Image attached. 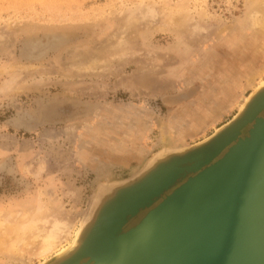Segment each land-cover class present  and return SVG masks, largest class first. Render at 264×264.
Masks as SVG:
<instances>
[{
	"label": "rangeland",
	"instance_id": "rangeland-1",
	"mask_svg": "<svg viewBox=\"0 0 264 264\" xmlns=\"http://www.w3.org/2000/svg\"><path fill=\"white\" fill-rule=\"evenodd\" d=\"M263 4L0 0V220L67 215V246L104 185L230 120L264 79Z\"/></svg>",
	"mask_w": 264,
	"mask_h": 264
},
{
	"label": "water",
	"instance_id": "water-1",
	"mask_svg": "<svg viewBox=\"0 0 264 264\" xmlns=\"http://www.w3.org/2000/svg\"><path fill=\"white\" fill-rule=\"evenodd\" d=\"M263 98L264 82L206 139L164 147L128 179L104 185L83 215L71 249L41 264H95L92 253L102 251L109 253L107 263L119 264H264ZM229 152L231 172L206 179ZM146 192L119 217L120 207ZM160 215L172 230H157L155 236L148 220ZM118 218L116 232H110ZM142 229L153 235L122 237ZM111 234L122 237L117 249L97 244Z\"/></svg>",
	"mask_w": 264,
	"mask_h": 264
},
{
	"label": "bare ground",
	"instance_id": "bare-ground-1",
	"mask_svg": "<svg viewBox=\"0 0 264 264\" xmlns=\"http://www.w3.org/2000/svg\"><path fill=\"white\" fill-rule=\"evenodd\" d=\"M263 11H264V9H263ZM263 11H262V7H261V12H260L261 16L257 17V18L252 17L253 21L251 20V22H249L250 18H251L250 16L248 17L249 20L246 18L248 20L247 21L248 23L244 24L245 28L250 29V28H253L255 26H262L264 28V12ZM256 12H255V14H256ZM256 15H255V17H256ZM253 16H254V14H253ZM225 30H226V28H223L219 31L224 32ZM39 48H40V46H39ZM263 82H264V79L260 80L259 83L253 89V91H256L259 88V85L262 84ZM249 95H250V93L244 97V100L241 103L238 104L237 110L242 109L243 103H245L249 99ZM263 100H264V98H263ZM263 103H264V101H263ZM259 108L260 107L258 105V107L256 109H259ZM235 114L236 113H234L233 116ZM259 114H261V113H259ZM217 129H218V127L216 128V130ZM219 164L220 165L218 166V168H216L212 172L208 171L206 173V176H205L206 179H210V177H212L214 175L215 176L221 175V177H225L231 172V170L234 168L235 165L233 162V157H230V152H229L228 156L226 157V159L223 162H220ZM203 185H199V186L202 187ZM146 195H149V193L146 192L144 194H137L134 197H132L131 199H129L125 206L119 208V217L124 215L128 211L134 209L135 207H137V205L144 200ZM37 206L38 205H36L35 208L40 209L39 207H41V206H38V207ZM41 209H43V208L41 207ZM40 210H37V212H38L37 214L34 211H33L34 214H32L33 212H31V214H29V213H27V211L25 212V214H21L22 211H19L18 213H16L17 212L16 211V212H8L2 216V219L0 220V253H3V254L6 253V255L8 254V256L9 255L11 256V254H12V256L16 255L19 258L18 260H21V264H23V263L27 262L31 256H33V255L35 256V254L42 255L43 259H44V260H42V262H43L46 260L45 258H47L49 255H51L53 253L60 255V254L65 253L66 251L71 249L70 247H72L75 243L73 241V238H72V240L68 241L70 243L67 244V246L63 245L62 246L63 248L61 247L59 249H56V246L58 245V243L62 239H66L67 235H69V228L70 227L68 225H70L72 223V221L70 223L68 222V220L66 219L67 215H66V218L65 217L62 218L59 214H43L44 216L41 217L39 215H41L43 213L44 209L41 211ZM46 210H47V208H46ZM52 210H55V209H52ZM52 210H50V211H52ZM0 213H2V212H0ZM46 213H48V210ZM68 216H69V214H68ZM119 219L120 218L115 219V222L113 223L112 230H110V232L111 231L116 232V228L119 225ZM148 221H150V224H148V227H153V228H149L148 231L150 232L153 229L155 236H156V234H159V232H157V230H159V231H161V229L166 230V232L168 231L167 234H169L172 230V227H167L165 225L166 222H168V220L165 219V216L160 215L159 217H155L154 219L150 218ZM76 231H75V233H76ZM142 231H143V229L141 231H139L140 233L134 232V234L124 235L122 237L128 236L125 239H131V238L142 239V237L144 235H153V234L149 233L147 230H146V233H143ZM111 235H112L111 240L108 241L109 236L106 235L103 238H100L97 241V244L98 245L99 244L100 245L101 244L102 245L108 244L111 248L115 247V249H117L119 246V241L122 239V237L119 240L121 235H119V234L118 235L111 234ZM65 243H66V241H65ZM109 246H107V247H109ZM54 249H56V250H54ZM57 250H60V251H57ZM114 255H116V254H114ZM92 257L96 259L95 264H119V261L117 259H116V262H114L113 261L114 259H112V260H110L112 262L107 263V261H109V258H110L109 253L107 251H102L99 253L93 252Z\"/></svg>",
	"mask_w": 264,
	"mask_h": 264
}]
</instances>
